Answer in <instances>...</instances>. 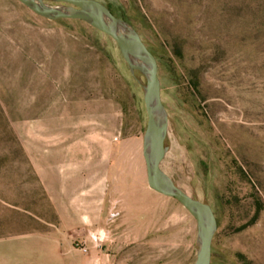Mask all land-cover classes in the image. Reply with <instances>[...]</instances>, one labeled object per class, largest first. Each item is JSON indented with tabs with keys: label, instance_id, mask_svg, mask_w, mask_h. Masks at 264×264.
I'll use <instances>...</instances> for the list:
<instances>
[{
	"label": "rangeland",
	"instance_id": "374dc122",
	"mask_svg": "<svg viewBox=\"0 0 264 264\" xmlns=\"http://www.w3.org/2000/svg\"><path fill=\"white\" fill-rule=\"evenodd\" d=\"M99 1L156 57L161 167L212 207L210 264H264V0ZM146 121L110 37L0 0V264H192L195 218L147 183Z\"/></svg>",
	"mask_w": 264,
	"mask_h": 264
},
{
	"label": "water",
	"instance_id": "95a60500",
	"mask_svg": "<svg viewBox=\"0 0 264 264\" xmlns=\"http://www.w3.org/2000/svg\"><path fill=\"white\" fill-rule=\"evenodd\" d=\"M18 1L34 13L48 19L81 20L117 44L130 74L143 89L147 121L142 138V155L147 170L148 186L158 193L175 198L195 218L199 247L192 264H210L212 239L217 229V219L212 207L184 192L161 167L166 152L168 115L161 99L155 55L128 22L117 17L99 0ZM137 71L144 76L145 83L136 76ZM161 114L164 115L162 121L159 120Z\"/></svg>",
	"mask_w": 264,
	"mask_h": 264
},
{
	"label": "bare ground",
	"instance_id": "6f19581e",
	"mask_svg": "<svg viewBox=\"0 0 264 264\" xmlns=\"http://www.w3.org/2000/svg\"><path fill=\"white\" fill-rule=\"evenodd\" d=\"M163 119H164V115L161 114V115L159 116V120L162 121Z\"/></svg>",
	"mask_w": 264,
	"mask_h": 264
},
{
	"label": "trees",
	"instance_id": "16d2710c",
	"mask_svg": "<svg viewBox=\"0 0 264 264\" xmlns=\"http://www.w3.org/2000/svg\"><path fill=\"white\" fill-rule=\"evenodd\" d=\"M112 11V10H111ZM113 12V11H112ZM114 13V12H113ZM78 21H81V20H78ZM83 22V21H82Z\"/></svg>",
	"mask_w": 264,
	"mask_h": 264
},
{
	"label": "crops",
	"instance_id": "0c3cea01",
	"mask_svg": "<svg viewBox=\"0 0 264 264\" xmlns=\"http://www.w3.org/2000/svg\"><path fill=\"white\" fill-rule=\"evenodd\" d=\"M82 217L86 218V216H82Z\"/></svg>",
	"mask_w": 264,
	"mask_h": 264
}]
</instances>
